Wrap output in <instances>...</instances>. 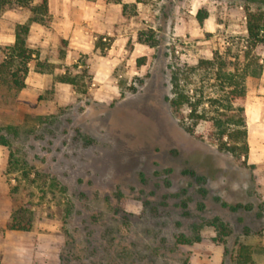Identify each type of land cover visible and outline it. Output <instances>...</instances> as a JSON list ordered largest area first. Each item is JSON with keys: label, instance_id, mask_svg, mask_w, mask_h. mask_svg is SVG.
Listing matches in <instances>:
<instances>
[{"label": "rangeland", "instance_id": "obj_1", "mask_svg": "<svg viewBox=\"0 0 264 264\" xmlns=\"http://www.w3.org/2000/svg\"><path fill=\"white\" fill-rule=\"evenodd\" d=\"M125 2L116 28L128 41L112 60L103 59L108 37L96 43L99 60L82 55L64 68L42 54L16 96L0 88V264H264V197L252 167L241 150L237 157L208 139L209 124L198 123L202 139L185 133L166 102L170 63L210 59L243 36L255 8ZM4 11L0 29H9ZM147 29L154 48L135 44ZM261 63L244 110L264 105V54ZM63 69L73 85L60 86ZM32 71L46 76L36 82ZM215 219L227 236L210 226Z\"/></svg>", "mask_w": 264, "mask_h": 264}, {"label": "trees", "instance_id": "obj_2", "mask_svg": "<svg viewBox=\"0 0 264 264\" xmlns=\"http://www.w3.org/2000/svg\"><path fill=\"white\" fill-rule=\"evenodd\" d=\"M245 6H253L254 11H247L244 34L239 38H228L215 50L210 59L199 60L194 66L171 62L169 70V97L166 102L178 126L188 135L202 139L196 133L198 123L209 124L211 140L221 142L220 149L240 157L237 151L247 157L244 104L247 97L256 93L263 73L261 57L264 54V0H234ZM121 5L123 16L127 6L121 0H106ZM13 6L27 8L30 17L14 31V42L0 46V88L16 96L25 87L29 72L28 65L36 54L28 47L27 36L32 24H46V0L40 5L32 6V0H0V11ZM204 19L198 13V21ZM136 42L154 48L157 40L153 30L138 31ZM41 67V66H40ZM61 84L73 85L69 76L58 78ZM192 87V88H191ZM210 89V92L207 90ZM208 107L207 109L204 106ZM232 141V145L222 142V138ZM2 137H0V143ZM222 207L227 208L226 204ZM237 211L240 206L228 207ZM210 226L222 236H227L228 228L215 219ZM189 243V241H185ZM241 249L245 250L241 246ZM243 258V257H242ZM248 259L244 256L242 260Z\"/></svg>", "mask_w": 264, "mask_h": 264}, {"label": "crops", "instance_id": "obj_3", "mask_svg": "<svg viewBox=\"0 0 264 264\" xmlns=\"http://www.w3.org/2000/svg\"><path fill=\"white\" fill-rule=\"evenodd\" d=\"M125 1L127 0H121V3H127ZM41 2L42 0H32V6L40 5ZM46 3V24H32L29 27L27 44L36 54L28 65V74L31 73V65L40 62L42 54L51 57L46 58V63L65 68L78 65V58L82 55L99 60L96 43L99 40L104 42L108 37L114 40L108 49H104L108 58L103 59L112 60L116 54L122 53L125 49L128 35L126 32H118L116 28L122 19H127L121 13V5L110 4L106 0H46ZM3 16L14 19L13 23L9 24V29L4 27L0 29V37L3 36L4 42L2 45L11 44L14 42L15 28L26 23L30 11L27 8L13 6L6 8ZM135 44L143 46L137 42ZM96 62V65L90 66L95 77L100 72L99 61ZM32 72L37 76L36 82H39L41 76H46L42 71ZM60 75L68 76L69 73L63 69ZM35 87H39L38 83ZM244 118L248 148L246 163L252 167L254 183L264 197V105H256L250 110L246 108Z\"/></svg>", "mask_w": 264, "mask_h": 264}]
</instances>
